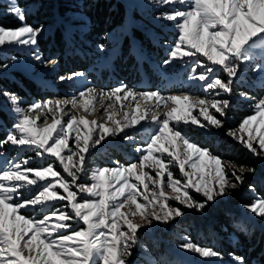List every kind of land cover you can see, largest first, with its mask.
<instances>
[{
	"label": "snow or ice",
	"instance_id": "1",
	"mask_svg": "<svg viewBox=\"0 0 264 264\" xmlns=\"http://www.w3.org/2000/svg\"><path fill=\"white\" fill-rule=\"evenodd\" d=\"M146 3L165 9L154 23L175 29L173 40L157 38L166 51L157 67L190 69L188 81L202 94L164 96L159 89L137 91L122 83L108 90L87 87L78 96L25 105L15 93L0 91L14 113L11 130L0 138V157L6 155L7 146L47 161L45 167L32 168V156L13 157L0 171V264H131L141 229L153 227L154 222L168 224L182 217L185 209L205 213L220 198L241 188L246 174L255 173V168L225 160L201 146L185 129L195 128L205 135L223 131L253 158L264 160V98L255 103L253 115L225 130L241 65L251 63L255 51L264 52V0ZM3 14L12 16L19 26H0V49L25 48L35 64L50 63L54 68L56 61L45 60L39 50L45 28L27 23V8L21 0H8ZM65 38L71 44V25ZM97 49L104 52L106 43H98ZM253 70L264 72V65ZM84 78L85 73L73 72L57 76L56 82ZM37 86L46 84L41 80ZM240 95L252 99L244 92ZM97 97L106 118L98 121L75 113L79 104L90 116L88 106ZM113 98L120 108L111 103ZM105 99L110 101L106 106ZM129 99L134 106L121 103ZM141 100L148 104L143 111ZM109 122L111 126H106ZM129 128L134 130L131 135ZM117 136L134 145L137 158L89 169V156L97 146ZM177 168L179 177L174 173ZM250 190L255 191L252 186ZM243 207L264 222V197ZM41 209L48 211L39 217L29 215ZM231 227L248 232L240 222ZM180 247L206 258L204 264H247L243 256L229 253L225 261L222 253L191 241Z\"/></svg>",
	"mask_w": 264,
	"mask_h": 264
},
{
	"label": "rangeland",
	"instance_id": "2",
	"mask_svg": "<svg viewBox=\"0 0 264 264\" xmlns=\"http://www.w3.org/2000/svg\"><path fill=\"white\" fill-rule=\"evenodd\" d=\"M119 1H121L126 9V17L120 26L107 33L111 36V39L107 41H102V37L98 41L90 39L95 37L88 35L89 21L83 12L68 10L61 14L57 8L58 4L67 7H74V4L82 5L83 0H52V2L45 4L43 11L48 15L41 24L44 26L45 31L39 40V50L43 53L45 60L56 61L55 67L53 68L50 63L47 65L35 64L30 59L29 52L25 48L4 47L0 49V64H7L8 67L0 68V78L16 82L15 76L22 75L32 80L36 85L41 80L45 82L46 86L39 87L38 89V96H40L38 99L29 101L27 98L20 97L25 105L37 100L43 101L53 97L78 96V93L87 87L108 90L122 83L137 91H155L159 89L164 96L185 93L201 95L202 93L196 88L195 84L188 81L190 69L181 70L173 68L165 71L157 67L166 57L165 47L158 46L157 38L163 37L164 40L171 41L175 37V29L171 25L165 24V26L161 27L153 22L158 12L165 9H156L151 5H147L146 0ZM7 4L8 0H0V14H3L7 8ZM21 4L22 6H26L27 14H29L38 7L39 1L26 0L25 3V0H21ZM69 25L72 27L71 44L66 42L65 38ZM56 29H58L63 37L64 47L61 50H51V42L50 44L47 43ZM138 36L142 37V39H139ZM101 42L106 43V50L104 52H100L97 49V44ZM59 51H62L63 54H60ZM253 56L254 59L251 63L246 62V66L241 65V79L236 81L234 92L230 97L232 107L228 110L225 120V130L235 121L231 113L232 111L243 109L249 113L246 117L251 116L254 114L255 103L264 98V72L253 70L257 65H264V52L257 50L253 53ZM13 57H15V60H13ZM68 57H72L74 61H78L83 70H72L73 67L69 64ZM65 61L68 63L67 66L62 67ZM73 72H83L85 73V78L72 82H56L57 76L68 75ZM0 91L6 90L0 88ZM241 92L246 93L252 99L242 98ZM108 103L110 101L105 99V106ZM111 103H114L115 108H120L121 106L115 103V98H113ZM121 103L135 105V101L131 99L121 101ZM0 104L3 110L13 119L14 123V113L11 112L10 105L2 96H0ZM140 104L142 111L148 107V104L143 100L140 101ZM88 107L89 111L92 112L90 116L84 112L79 104L74 111L78 116H87L88 119L100 121L106 118L98 97ZM114 118L120 119L119 116ZM40 122L38 121V124ZM106 126H111L110 122ZM11 128H6L0 120V129H3L5 134ZM126 131L131 135L134 130L129 128ZM185 131L200 145L201 143L198 140H202L203 138L209 139L216 135L227 137L223 131H214L207 135L195 130V128L185 129ZM227 138L230 139L229 137ZM137 140H140V134H137ZM140 146L143 145L141 144ZM133 147L132 143L124 141L120 136H117L115 139L107 138L106 142L98 145L89 156L88 167L89 169L112 167L114 166L113 161L127 164L137 158ZM244 150L252 157L246 149ZM3 151L6 152V155L0 157V171L3 170L7 161L13 157L22 160L32 156L33 158L29 164L32 168L45 167L47 164L46 160L35 158L33 153L20 152L15 148H8L7 146ZM253 159L260 168L263 167L264 160ZM146 171L154 175V172L150 169H146ZM174 173L179 177L178 168L174 169ZM247 177L249 179H256L258 175L246 174ZM245 183L241 188L234 190L230 196L220 198L218 203L213 204L205 213L185 209V214L182 217H178L168 224L154 222L153 227L141 229L139 242L133 249L132 256L129 258L131 264H204L206 258H200L197 254L189 253L180 246L188 241L194 243L192 236L200 231L198 229H209L218 210L238 214L240 219L249 221L264 231V222H260L251 213L247 212L243 205L235 204L237 199L243 197L247 191L253 192L250 188L247 190ZM169 203L176 206L175 201H169ZM47 211V209H41L36 213H29V215L39 217ZM159 252L161 253L159 255H162V257L158 260L155 253ZM223 256L225 257V261L229 259L228 255L223 254ZM215 264H219V261H216Z\"/></svg>",
	"mask_w": 264,
	"mask_h": 264
},
{
	"label": "trees",
	"instance_id": "3",
	"mask_svg": "<svg viewBox=\"0 0 264 264\" xmlns=\"http://www.w3.org/2000/svg\"><path fill=\"white\" fill-rule=\"evenodd\" d=\"M38 1V7L33 12L27 14V23L33 27H38L42 24V21L48 15L43 11V9H45L44 5L52 2V0ZM57 8L61 14L68 10L80 11L86 14L89 21L88 35L95 37L90 38L94 41L101 40L99 39L100 37H103L105 34L120 26L126 17V9L119 0H83L82 5L74 4V7H67L58 4ZM0 26L4 28H16L19 26V22L10 15L0 14ZM138 38L142 39L140 36H138ZM50 42L52 44V47H50V49L52 48L51 50H61V48L64 47L63 37L58 29L54 30L52 36L48 39L47 43L50 44ZM59 52L63 54L62 51ZM67 60L73 67L72 70H83L81 69L82 66L78 64L79 62L74 61L72 57H68ZM67 64L68 63L65 61L62 67L67 66ZM15 80L16 82L0 78V88L15 93L21 98H27L29 101L40 97L38 96L39 87L32 80L22 75H16ZM231 113L235 121L229 125V128H236L240 121L249 114L248 111L243 109H236ZM0 120L6 128H11L13 125V119L3 110L1 104ZM5 135V131L0 129V138H3ZM198 141L203 147L210 148L213 153L221 156L225 160L256 169L253 174H257L258 178L249 179L247 177L245 180L247 190L252 186L255 191L251 193L247 191L243 197L237 199L235 204L245 205L256 198L264 197V165L260 168L258 164L255 163L254 159L238 143L222 135H216L209 139L203 138ZM233 222L245 224L248 228L247 234L233 229L231 227ZM222 226L227 227V231H224ZM198 230L200 231L192 236V240L195 244L212 248L224 255L235 253L236 255L243 256L247 264H264V231L251 222L240 219L238 214L218 210L209 229ZM159 254L161 253H155L158 260L162 257V255Z\"/></svg>",
	"mask_w": 264,
	"mask_h": 264
}]
</instances>
